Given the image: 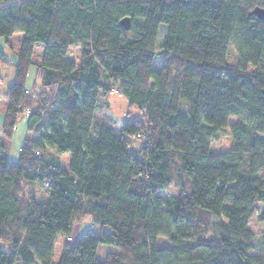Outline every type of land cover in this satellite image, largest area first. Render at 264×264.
Masks as SVG:
<instances>
[{"label": "trees", "instance_id": "1", "mask_svg": "<svg viewBox=\"0 0 264 264\" xmlns=\"http://www.w3.org/2000/svg\"><path fill=\"white\" fill-rule=\"evenodd\" d=\"M0 2V37L21 33L2 137L22 114L35 137L15 160L0 154V264H264L247 226L264 224V20L249 14L264 0ZM113 88L141 112L116 131L93 123ZM242 115L228 151L212 153V135ZM99 245L117 254L102 262Z\"/></svg>", "mask_w": 264, "mask_h": 264}, {"label": "rangeland", "instance_id": "2", "mask_svg": "<svg viewBox=\"0 0 264 264\" xmlns=\"http://www.w3.org/2000/svg\"><path fill=\"white\" fill-rule=\"evenodd\" d=\"M16 2H19V0H14ZM7 2H0V7L5 6ZM165 26L161 24L158 30V37L156 39V49H159L160 43L163 39V37L166 35L165 33ZM16 36H20V33H14L11 35L8 40L9 43L4 41L3 38L0 37V48H5V56L7 59L12 58V61L16 60V56L18 53V48L20 44V40L17 39ZM67 52V59L73 60L75 63L79 61V51L76 47H70L68 48ZM35 58H37V54L42 51L40 50V45L35 46ZM153 67L156 69L159 66V61L156 60L153 64ZM11 70L13 68L11 67ZM12 78L8 80L7 86L11 85ZM37 82V77L35 76L34 67L30 68L29 75L27 78V82L29 84H32V82ZM100 105L99 108L94 111V117H93V123L99 124L104 123L105 125L110 126L111 129L116 131L117 126L121 125L123 121L125 120H132L133 118H140L141 112H139L136 107L132 106L129 107L127 101L122 97V95L119 94L118 90L115 88L111 89L110 94L103 100L99 101ZM27 115L22 114L20 115L15 124H14V130L12 132V135L10 136V139L2 137L1 136V147L7 146V149H10V152L8 154L6 151L0 152V154H3L7 158H10L12 160H15L18 155V147H20L24 141V136L27 134ZM3 115L0 114V121L3 119ZM245 117L242 116H234L231 117L227 127L223 128L221 131L215 133L211 137V149L210 151L214 154H220L222 152L228 151V147L231 143L230 139V128L229 126L231 123H234L237 120H244ZM33 133V132H32ZM28 135H31L28 131ZM47 154L51 155L54 158H57L59 160V163L61 166L65 169H69V162L70 157L68 154H58V156H55V151L52 148L47 149ZM33 188V189H32ZM33 190L36 195V200L43 201L47 199V191L41 190L38 184H32L31 186L27 187L26 190ZM90 222L88 221L87 217L83 218V220L78 223L76 228L72 230V235L70 240H75L82 236L84 231H86L90 227ZM247 226L250 228L252 235L254 236L253 241V249L249 252L252 255H262L264 256V224L260 222H256L254 219L249 220L247 223ZM96 228H91V231L94 233ZM67 240L64 236H58L54 242V251L53 256L54 260H57L59 258V255L62 250V244L63 242ZM117 249L112 248L110 246H103L99 245L97 254L98 258L104 262L106 260V257L108 254H117Z\"/></svg>", "mask_w": 264, "mask_h": 264}, {"label": "crops", "instance_id": "3", "mask_svg": "<svg viewBox=\"0 0 264 264\" xmlns=\"http://www.w3.org/2000/svg\"><path fill=\"white\" fill-rule=\"evenodd\" d=\"M16 37H17L18 40H20L21 33H20V36H16ZM4 41L9 43V40H4ZM34 49H35V46H34ZM0 50L4 53L5 48H0ZM40 50H41V48H40ZM41 53H42V51H40L37 54V56H36L37 58L33 57L35 62H39L38 60L40 59ZM11 59H12L11 57H10V59H8V61L10 62L8 64L0 63V114H2V115H4L5 108H6V106H5V98H4L5 95L4 94H5V91H6V88H7V83H8V80L11 79V77H13V70H11V67L13 68L14 62ZM2 122H3V119H2V121H0V150L2 152L6 151V153L8 154V152H10V149L9 148L7 149V146L1 147V136H2L1 125H2ZM29 133L31 135H28V131H27V134H25L24 141H25V139H33V140L35 139V137L33 136V133H31V132H29ZM98 248H99V246H98ZM98 248H97V251H98Z\"/></svg>", "mask_w": 264, "mask_h": 264}, {"label": "water", "instance_id": "4", "mask_svg": "<svg viewBox=\"0 0 264 264\" xmlns=\"http://www.w3.org/2000/svg\"><path fill=\"white\" fill-rule=\"evenodd\" d=\"M250 15H255L256 18L264 20V8L263 7H256L252 11L249 12ZM119 24H121L125 29L129 28V19L128 18H122L119 21ZM264 94V91H263Z\"/></svg>", "mask_w": 264, "mask_h": 264}, {"label": "built area", "instance_id": "5", "mask_svg": "<svg viewBox=\"0 0 264 264\" xmlns=\"http://www.w3.org/2000/svg\"><path fill=\"white\" fill-rule=\"evenodd\" d=\"M144 139L141 138L138 134L136 136H134L133 138H130V148L129 151L133 152L136 149L140 148V142H143Z\"/></svg>", "mask_w": 264, "mask_h": 264}]
</instances>
